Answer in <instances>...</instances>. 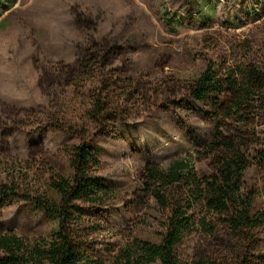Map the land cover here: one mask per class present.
<instances>
[{
    "label": "trees",
    "instance_id": "16d2710c",
    "mask_svg": "<svg viewBox=\"0 0 264 264\" xmlns=\"http://www.w3.org/2000/svg\"><path fill=\"white\" fill-rule=\"evenodd\" d=\"M88 20L75 24L84 37L74 43L70 62L41 58L39 50L31 56L50 111L0 105L1 136L27 139L16 157L34 178V187L0 183V264H264V58L243 41L229 59L208 62L190 79L153 78L131 71L141 56L130 37L98 39ZM155 66L163 72L167 62ZM59 93L80 101L81 111L69 119ZM155 110L197 115L208 130L191 129L200 136L193 152L164 167L145 163L132 196L118 195L98 175L103 165L95 141L118 139L119 122ZM48 130L78 144L49 153ZM11 151L0 144V155ZM119 200L129 225L114 230ZM16 204L42 215L44 232L18 235L7 228L3 217ZM105 233L120 244L103 246Z\"/></svg>",
    "mask_w": 264,
    "mask_h": 264
},
{
    "label": "rangeland",
    "instance_id": "374dc122",
    "mask_svg": "<svg viewBox=\"0 0 264 264\" xmlns=\"http://www.w3.org/2000/svg\"><path fill=\"white\" fill-rule=\"evenodd\" d=\"M79 18L92 19L98 39L119 33L130 37L128 43L134 41L141 56L131 71H146L153 78L168 74L190 79L208 62L229 59L232 47L243 46V41H249L253 56L264 58L261 0H0V105L29 113L49 110L48 98L37 88L31 56L39 50L41 58L70 62L74 43L84 37V31L75 26ZM159 59L167 62L163 72L155 66ZM57 101L69 119L81 111L80 101L61 93ZM175 112L155 110L137 121H121L118 139L95 141L103 165L98 175L118 195L132 196L139 186L138 170L145 163L155 161L164 167L173 158L193 152L200 136L192 135L191 129L208 130L199 116L188 119L184 112ZM20 135L6 141L0 130V144L12 150L10 156L0 155V183L23 181L34 187L33 173L16 157L27 142ZM43 141L49 153L78 144L76 139L49 130ZM113 210L110 227L127 228L128 213L121 200ZM3 219L18 235L44 232L47 224L24 204L8 208ZM102 243L111 246L120 244V239L105 233Z\"/></svg>",
    "mask_w": 264,
    "mask_h": 264
}]
</instances>
